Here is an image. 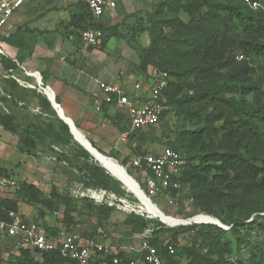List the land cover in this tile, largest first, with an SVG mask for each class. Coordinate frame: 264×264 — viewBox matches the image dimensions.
<instances>
[{"label":"trees","instance_id":"trees-1","mask_svg":"<svg viewBox=\"0 0 264 264\" xmlns=\"http://www.w3.org/2000/svg\"><path fill=\"white\" fill-rule=\"evenodd\" d=\"M150 22L151 43L142 49L139 67L149 76L152 65L167 80L162 92L170 107L167 113L174 111L181 123L175 138L168 143L185 159L180 188L164 191L181 206L183 189L187 187L193 215H211L229 228L213 223L179 225L177 228L189 231L191 238L188 245L180 250L176 246L171 254L164 242L175 243L177 234L160 239L158 233L168 228L166 224L130 209L126 218V224L131 227L129 237L161 225L154 230L150 242L158 247L167 264H183V258L185 264H264V65L257 76L252 75L253 67L249 65L250 61L264 59V0H162L157 3ZM66 27H72L74 36L80 39L88 27L102 29L101 41L116 33L114 25L101 23L87 4L78 0ZM239 57L241 60H237ZM9 65L16 66L11 60L5 64ZM8 80L17 84L14 79ZM13 119L0 110V125L14 133L17 127ZM26 135L21 137V142L30 146ZM80 171L87 178L86 187H102L125 195L120 181L116 180L114 187L111 175L100 164H85ZM0 178L10 179L6 168H0ZM139 183L147 192L145 183ZM16 187L23 201L43 205L44 212L40 215L45 216L46 210H57L56 198L72 206L66 194L54 192L53 198H44L35 184L26 181ZM153 196L166 198L161 192ZM75 203V206H99L106 218L116 209L108 201L98 204L86 196H79ZM10 210H20L18 201L0 196V222L9 219ZM73 210L68 207L62 218L69 231H75L79 224ZM178 213L180 216L182 212ZM33 220L41 221L53 236L61 229L45 220ZM81 235L97 237L94 232L83 231ZM7 236L16 244L13 236ZM17 248L18 255L6 263L79 264L59 249L34 252ZM110 259L98 257L90 264H102Z\"/></svg>","mask_w":264,"mask_h":264},{"label":"crops","instance_id":"crops-1","mask_svg":"<svg viewBox=\"0 0 264 264\" xmlns=\"http://www.w3.org/2000/svg\"><path fill=\"white\" fill-rule=\"evenodd\" d=\"M132 1L119 0L115 9H108L100 18L101 23L115 25L120 17L125 16L124 10ZM25 11L27 13L23 20L11 18L0 32V48L4 52L0 53L3 64L0 72L13 67L12 65L6 67L5 64L10 60L14 61L16 66L13 68L18 78L37 83L41 77L43 86L48 87L50 91L47 89L49 93L47 94L37 88L24 87L17 81L14 85L12 80H8L10 78L0 77V110L12 115L17 129L21 126L29 135L28 143L31 142L32 151L26 157L27 161L33 164L30 168L39 169L43 175L45 173L50 175L51 170L57 176H61L66 186H59L60 193L68 190L77 192L78 195L92 196L94 198L90 200L96 199L92 201L104 202L106 195L98 194L96 191L102 187H86L87 178L84 172L80 171V165L97 163L88 150L90 146L84 144L89 142L102 154L96 152L97 155L116 163L134 180L125 168L132 171V174L144 183L143 171L134 168L131 161L143 153L162 150L155 151V143L140 137L141 133L154 127L133 130L127 108L116 103H106L100 86V82L114 83L124 88L130 95L134 96L136 93L148 95L147 82L150 77L136 71L130 64L128 54L131 48L126 40L109 35L99 45L87 46L73 33L64 34L57 30L61 18L55 11L42 15V12L37 10ZM16 61L26 70L37 72L39 76L27 74ZM136 82L144 84L143 89L136 90L134 86ZM22 100L25 101L23 104H26L27 108H19L16 105L22 103ZM55 103L59 106L57 107ZM28 109H32L33 112ZM20 120L23 122L20 123ZM72 124L81 140L77 139ZM0 129L8 137L13 138V132L6 131L1 125ZM99 161L104 166L100 159ZM50 176L54 177L52 174ZM133 182L135 183V180ZM130 191L135 194L133 190ZM158 204L162 205L161 202ZM23 213L26 218L33 219ZM45 221L51 226H58L57 219L46 216ZM118 244L125 254H131L129 246L135 245L129 242Z\"/></svg>","mask_w":264,"mask_h":264},{"label":"rangeland","instance_id":"rangeland-1","mask_svg":"<svg viewBox=\"0 0 264 264\" xmlns=\"http://www.w3.org/2000/svg\"><path fill=\"white\" fill-rule=\"evenodd\" d=\"M159 1L162 0H133L132 3H130L129 7L124 10L125 16L120 17L119 21L115 23V35H113L111 32L109 33L115 37L123 38L124 40H126L129 47L131 48V51L128 54L129 62L134 66L136 71L142 72L139 67L141 60L140 56L142 53L141 51L145 47H148L151 43L149 32V26L151 24L150 16L155 11L156 5ZM76 7L77 0H31L30 5L28 7L27 5L22 6L18 11H16L11 20H23L25 13H27L25 10L27 9L41 11V15L50 11H55L57 14H60L59 16L61 18L58 23L57 30L64 34H74V29L72 27H66V24L70 22L72 12L76 9ZM181 17L185 21L188 20L186 14H182ZM255 58L257 57H254V59ZM237 60H241V58L239 57ZM249 65L250 68L251 66L253 67L252 75L257 76L262 72L264 59H256L254 62L250 61ZM148 70L150 72H155L156 68L150 65ZM164 74L167 75V73ZM24 98L25 97H21V99ZM21 102L22 103H16L19 108L28 107L26 106V104H23V102H25L24 100H22ZM28 110L33 112L32 109ZM19 122L21 123L23 122V120H20ZM180 126L181 123L178 122L175 112L169 111V113H167L165 118L161 120L158 126L147 130L145 133H141L142 135L140 137H142L143 139H148L151 142L155 143V151H157V149L161 150L166 146H170L168 142L175 138L177 130L180 128ZM0 132H2L0 134V168H6L9 172V178H11L9 179L11 181L6 184V186H4L2 190H0V196L15 198L18 201L20 209L30 217L45 220V217L49 216L54 220L57 219L56 225L64 229L66 228V224L62 221V218L65 211L68 210V207H71L75 209L72 211V215L74 216L76 221H79L78 227H76L75 231H78L80 233L83 231L94 232L95 236L103 239V241L105 242H113L114 245L118 244L119 242L124 244L128 242L137 244L139 243V239L137 237H129L131 227L130 225L126 224V218L128 216L130 208L125 207V205L120 201V198H124L126 199V203L130 204L132 208L135 209L138 213H144V215H148L149 218L159 219L166 224L168 228H163L162 232L158 233L160 239H170L171 236L176 233L177 240L175 243L177 244V246H179L177 248L178 250H180L181 246H186L189 244L191 238L190 232L182 231V229L177 228L180 224L184 223L190 225L186 221H189L188 216L193 215L192 213H194L191 199L186 195L188 193L187 187L183 189L184 198L183 204L181 206L177 204H170L167 198H164L162 196L149 195L151 199V201L149 200L150 203H154L153 205L156 206L157 209H160L159 211H161L164 215L161 212L159 213L156 211V213L155 211L151 210L145 203L140 201L135 196V194L130 191L128 187L130 185L124 180V183H122L126 187L120 182V188L124 191L125 195L121 196L116 192L109 190V194L106 195L104 199L105 201L109 202L108 204H113L116 207V209L111 214H109L107 218L105 217L99 206H75V201L79 198V196L84 195H78L79 193L69 192L68 190L62 191L63 193L61 192V194H66L67 196H69V198L72 200V206H67L62 198H56L54 200V206L57 209L56 211L60 213V216H57L52 210H46V214L44 213L45 216L40 215L41 211L44 212L43 205L41 203L23 201L18 195L16 186L23 181H26L28 183L32 182L41 190L42 197L53 198V193L55 192L56 194L57 192H59V186H66V184L64 181H62L61 176H57L56 173H53L51 170L49 171L54 177H51V174H41L39 172V169L34 170L30 168L33 164L27 161L28 158L26 157V155L31 153L32 148L26 143L24 144L21 142V137L24 138V136L26 135V131L23 127L19 126L16 132H14L13 138L8 137L7 134L2 131V129H0ZM96 162L100 164L98 161ZM76 166L79 168L83 165ZM107 170L113 175L112 176L109 172L106 171L109 175H111L114 184L113 186L115 187V183H117L118 181L114 177L116 175L113 174L109 169ZM127 172L137 181L138 184L140 179L138 181L137 177L134 176V174H131L132 172L130 173L129 170H127ZM123 173L138 188L137 184L133 182L134 180H132L125 172ZM29 174H31V176ZM33 175H35L36 177H34ZM138 185L140 186V183ZM130 188L132 187L130 186ZM132 190L134 189L132 188ZM112 194H114V196ZM88 197L94 198L92 196ZM93 202H96L98 204L100 203L98 201ZM158 202H161L162 205H159ZM141 206L143 207V209L141 208ZM179 210L182 212L180 216H178ZM161 216H167L169 219L164 220L163 218L165 217L162 218ZM251 219L252 218H250L249 220ZM161 227L162 226L158 224L155 225L154 228L158 229ZM262 246H264V244H262ZM18 253L19 251L14 241L10 237H8L7 234L2 231V229H0V264H6V262H8L9 260H13L14 257L18 255ZM39 256L40 255H37V257ZM182 262L183 264H185L184 258Z\"/></svg>","mask_w":264,"mask_h":264},{"label":"built area","instance_id":"built-area-1","mask_svg":"<svg viewBox=\"0 0 264 264\" xmlns=\"http://www.w3.org/2000/svg\"><path fill=\"white\" fill-rule=\"evenodd\" d=\"M29 0H0V32L8 24L12 16ZM87 4L93 16L100 20L108 9H115L119 0H78ZM100 28L88 27L81 33V41L87 46L100 44L103 37ZM0 53H4L0 48ZM17 62V61H16ZM17 65L30 75H38L37 72H30L17 62ZM3 67L0 60V68ZM15 68L9 67L5 72H0V77L12 78L24 87L37 88L47 91L41 77L37 83L18 78ZM150 80L147 82L148 95L136 93L134 96L126 92L124 88L114 83L100 82L101 91L104 94V101L108 104H118L126 107L130 116L131 128L133 130L144 127L158 126L165 113L170 110L162 95L163 89L167 85L165 77L156 72L149 73ZM136 90H141L144 84L135 83ZM50 91V90H49ZM49 94L48 92H46ZM100 109V106L98 107ZM132 166L143 171L147 195L153 196L159 192L166 194L170 204H177L176 199L170 197L165 191L169 188H180L179 178L182 175L185 159L175 149L166 146L160 152L143 153L134 157L131 161ZM152 172V175H150ZM11 180L0 178V187L6 186ZM165 190V191H164ZM98 194L108 195L106 189H96ZM114 196V194H112ZM125 207L133 209L126 203V199L120 198ZM135 210V209H133ZM60 216L58 211H55ZM144 215V213H141ZM148 216V215H147ZM149 217V216H148ZM169 226V225H168ZM229 228V226H228ZM0 229L7 235L13 236L19 248L30 249L34 252L49 251L59 249L61 253L77 261L79 264H90L96 258L111 257L109 262L102 264H167L157 246L151 244L150 239L154 237L156 228H147L143 233L135 235L139 243L129 246L131 254L121 255V248L111 245L99 237L85 238L78 231H69L61 228L56 236L50 235L41 224V221L27 219L20 210H10L9 219L0 222ZM169 253L173 254L176 250V243L164 242ZM8 264V263H6ZM263 264V263H258Z\"/></svg>","mask_w":264,"mask_h":264},{"label":"bare ground","instance_id":"bare-ground-1","mask_svg":"<svg viewBox=\"0 0 264 264\" xmlns=\"http://www.w3.org/2000/svg\"><path fill=\"white\" fill-rule=\"evenodd\" d=\"M47 92V91H46ZM76 136L79 138V136L76 134ZM79 140H81V139H79ZM81 142V141H80ZM84 142V141H83ZM84 144H86L87 146H89V144L87 143V142H84ZM98 157H99V159L102 161V163H103V165L107 168V169H109L113 174H115L116 176H117V178L118 179H120V180H124V181H126L134 190V192H135V194L151 209V210H153V211H157V212H161V211H159V209H157L156 208V206H154L153 204H151L150 203V201H149V199H147L146 197H144L143 195H142V193H141V191L139 190V188H137L133 183H132V181L128 178V177H126L125 176V174L123 173V171L120 169V167L116 164V163H114V162H112V161H110V160H108L107 158H104V157H101L100 155H97ZM123 181V182H124ZM125 182V183H126ZM130 186H128L129 188H130ZM132 188H130L131 190H132ZM156 212V213H157ZM162 213V212H161ZM163 214V213H162ZM164 215V214H163ZM162 217V216H161ZM163 217H165V218H163ZM162 218L164 219V220H168L169 218L167 217V216H163ZM189 221H186V222H190V221H193V220H196V221H198V222H217V223H220L221 224V222L219 221L218 222V220H216L215 218H213V217H211V216H208V215H203V214H201V215H198V216H195L194 218H193V220H191V219H188ZM223 225V224H222ZM223 226H225V225H223Z\"/></svg>","mask_w":264,"mask_h":264},{"label":"water","instance_id":"water-1","mask_svg":"<svg viewBox=\"0 0 264 264\" xmlns=\"http://www.w3.org/2000/svg\"><path fill=\"white\" fill-rule=\"evenodd\" d=\"M55 105L58 107L59 106V104L58 103H55ZM66 121H69V120H66ZM72 126V128H73V130H74V133L75 134H77L78 135V132H77V130L75 129V127L73 126V124L71 125ZM77 139H79V138H77ZM82 143V142H81ZM83 144V143H82ZM88 144H89V148H88V150H90V152L93 154V156L95 157V159L100 163V161H99V159H98V156H97V154H96V152L97 153H99L94 147H92L91 146V144L88 142ZM84 145V144H83ZM99 154H101V153H99ZM102 155V154H101ZM105 156V155H104ZM119 164V163H118ZM100 165H101V163H100ZM120 165V164H119ZM102 166V165H101ZM120 166H122V165H120ZM102 167H104V166H102ZM123 167V166H122ZM105 168V167H104ZM124 168V167H123ZM106 169V168H105ZM125 170H126V168H125ZM106 171L108 172V170L106 169ZM126 172H127V170H126ZM128 173V172H127ZM129 174V173H128ZM130 175V174H129ZM131 176V175H130ZM132 177V176H131ZM133 178V177H132ZM135 180V179H134ZM135 183L137 184V181L135 180ZM139 184V183H138ZM137 184V186H138V188H139V190L141 191V193H142V195L144 196V197H146L147 199H149L150 201H151V199H150V197L147 195V193L145 192V190H143L142 188H141V186H139ZM134 194V193H133ZM136 196V195H135ZM137 197V196H136ZM138 198V197H137ZM139 199V198H138ZM140 200V199H139ZM154 204V203H153ZM141 208L143 209V207L141 206ZM148 212V211H147ZM201 214H204V213H200V214H196V215H194V216H192V217H189L188 219H191V220H193V218L195 217V216H198V215H201ZM208 216H211V215H208ZM218 221H220L219 219H218ZM213 223V224H217L218 226H221V227H223V228H228V226L227 225H225V226H223L222 225V223L220 224V223H217V222H198V221H196V220H193V221H190L188 224H192V223ZM180 225H187L186 223H184V224H180ZM175 226H177V225H175Z\"/></svg>","mask_w":264,"mask_h":264}]
</instances>
